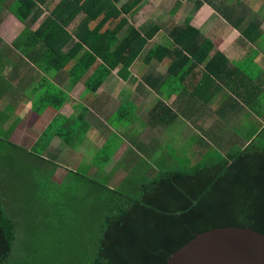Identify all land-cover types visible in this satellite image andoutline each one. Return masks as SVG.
<instances>
[{"label":"crops","instance_id":"obj_1","mask_svg":"<svg viewBox=\"0 0 264 264\" xmlns=\"http://www.w3.org/2000/svg\"><path fill=\"white\" fill-rule=\"evenodd\" d=\"M14 1L0 0V60L5 63L0 70V111L6 116L0 135L13 128L8 140L30 150L52 123L53 132L44 137L48 140L39 155L46 159L41 163L53 165L56 182L62 183L68 174L80 175L92 187L94 198L90 179L112 187L138 168L153 172L161 166L166 171L178 156L183 157L182 163L194 164L216 142L231 146L243 140L253 126L264 125L251 110V106L264 105V0H212L214 7L203 2L197 9L194 0H141L125 15L123 30L130 26L147 30L153 25L158 30L131 64L127 79L116 68L95 91L84 84L92 69L73 84L67 72L73 60L55 73L45 72L34 62L41 61V42L32 47L24 41L27 54L12 45L25 27L34 30L43 22L59 0H43L41 14L24 22L9 9ZM125 1L119 0L117 5ZM81 17L75 16L67 29L72 31ZM187 17L200 35L184 41L190 44L205 39L212 49L191 70L193 58L189 56L180 68L176 62L174 73L168 74L176 49L169 31ZM245 28L250 32L244 36L241 31ZM157 45L167 48L166 55L144 61L146 52ZM216 51L226 62L219 56L209 61ZM208 61L212 72L205 70ZM60 91L65 92L66 100L59 109L48 105L40 114L32 109L41 95ZM125 103L136 112L133 118L119 112ZM138 118L140 127L135 129ZM125 119L126 125L122 124ZM188 138L195 141L181 152ZM108 153L110 158L100 166L101 157ZM191 155L197 158L191 160ZM21 157L15 163L9 156L6 184L24 190L28 172L25 157Z\"/></svg>","mask_w":264,"mask_h":264},{"label":"trees","instance_id":"obj_2","mask_svg":"<svg viewBox=\"0 0 264 264\" xmlns=\"http://www.w3.org/2000/svg\"><path fill=\"white\" fill-rule=\"evenodd\" d=\"M118 1L59 0L43 22L34 30L25 27L12 45L27 54L28 47L24 50V41L32 47L41 42L44 45L41 61L34 62L45 72L61 70L73 60L67 71L73 84L92 69L84 80L85 88L90 91H95L116 68L117 74L127 79L131 64L158 27L153 25L144 30L130 26L125 32V15L141 0H127L119 6ZM40 2L43 0H15L9 9L21 22L28 18L34 21L42 12ZM203 2L214 7L212 0H194V9ZM79 14L82 17L76 27L68 30L71 20ZM189 20L190 17L185 18L182 25H175L169 31L176 49L168 74L174 73L176 62L180 68L190 57L193 58V65L189 66L191 70L194 62L203 60L212 49L211 43L205 39L190 44L184 41V38L200 35L189 25ZM92 21L95 24L90 27ZM241 32L245 36L250 31L245 28ZM167 51L163 45L150 48L144 61L162 59ZM218 56L226 62L218 51L209 61ZM209 61L205 70L212 72ZM4 65L0 60V70ZM64 94L60 91L41 95L32 109L39 114L48 105L59 109L66 100ZM251 110L264 120L263 104L251 106ZM5 117L0 111V124ZM52 127V123L49 124L43 137L30 150L8 140L13 128L5 136L0 135V143L9 150H17L11 154H15L19 161L22 160L21 155H25L46 162L39 152L48 140L45 141L44 137L52 134ZM242 138L231 146L216 142V146L206 150L194 164L183 163L182 166L185 165L180 169L158 171L152 179L140 182L138 187L133 185L139 189L135 197L121 192L128 177L114 188L90 179L94 183L96 215L102 216L97 221L91 260L86 264H165L167 257L197 232L220 226H249L264 233V125L253 126ZM110 156L109 153L100 156V166ZM5 204L0 193V264H11L8 258L16 236L17 218L9 214Z\"/></svg>","mask_w":264,"mask_h":264},{"label":"rangeland","instance_id":"obj_3","mask_svg":"<svg viewBox=\"0 0 264 264\" xmlns=\"http://www.w3.org/2000/svg\"><path fill=\"white\" fill-rule=\"evenodd\" d=\"M26 25L30 26V24ZM50 72L56 71L52 69ZM119 112L127 113V116L136 115L127 103ZM125 120L123 123L121 120L120 122L126 125L128 120ZM140 122L138 118L134 125L135 129L140 127ZM194 141L195 139L188 138L183 144L181 143V147L191 145ZM223 143L226 144L225 141ZM180 151L185 152V148ZM10 155L14 157L15 163L18 162L15 154H11L6 145L0 143V193L5 198V206L9 214L17 218L16 236L8 262L11 264L90 262L98 230L97 221L102 216L96 215L97 202L91 196L92 187L80 175L75 174H68L62 183L56 182L52 178V164L49 162L43 164L33 156L23 155L28 182L24 190L12 188L6 184V168L9 165ZM190 158L195 160L197 155H191ZM175 160L178 163L169 166L168 170L180 169L185 165L182 166L183 157H175ZM160 167L158 166V171L163 170L161 169L163 167ZM158 171H143L138 168L134 172H129L121 192L132 197L137 196L139 189L134 186L138 187L140 182L152 179Z\"/></svg>","mask_w":264,"mask_h":264},{"label":"water","instance_id":"obj_4","mask_svg":"<svg viewBox=\"0 0 264 264\" xmlns=\"http://www.w3.org/2000/svg\"><path fill=\"white\" fill-rule=\"evenodd\" d=\"M165 264H264V233L233 225L197 232Z\"/></svg>","mask_w":264,"mask_h":264}]
</instances>
